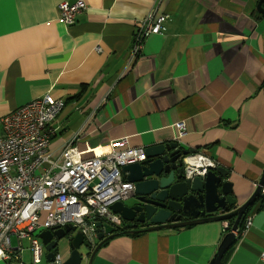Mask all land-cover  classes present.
<instances>
[{
    "label": "crops",
    "instance_id": "0c3cea01",
    "mask_svg": "<svg viewBox=\"0 0 264 264\" xmlns=\"http://www.w3.org/2000/svg\"><path fill=\"white\" fill-rule=\"evenodd\" d=\"M62 1L77 0H0V118L51 92L64 101L50 123L56 155L73 144L91 157L103 152L94 145L123 138L176 142L224 167L239 205L250 198L264 171L259 0H84L73 24L60 17ZM151 11L169 17L132 57ZM179 121L186 134L177 139ZM248 216L224 264H264L260 194ZM227 232L222 220L116 234L92 264H209Z\"/></svg>",
    "mask_w": 264,
    "mask_h": 264
},
{
    "label": "built area",
    "instance_id": "2783aa9c",
    "mask_svg": "<svg viewBox=\"0 0 264 264\" xmlns=\"http://www.w3.org/2000/svg\"><path fill=\"white\" fill-rule=\"evenodd\" d=\"M63 22L73 24L77 15L87 8L84 0L58 5ZM168 14L149 12L139 23L134 34L131 56L142 52L145 41L163 29ZM99 49V48H98ZM64 101L47 92L41 97L19 106L0 118V261L24 264L22 246H11V236L28 239L34 264H52L46 260L45 245L39 238L43 230L76 226L84 241L93 250L97 244V221L115 229L124 219L115 213L113 203L129 198L134 183L127 180L123 167L146 159V147L129 146L127 139L98 143L91 151L101 154L83 157L73 144L59 154L50 149L54 129L50 123L60 113ZM177 139L186 134L185 122L176 124ZM188 177L205 176L218 164L208 155L197 151L183 157ZM255 188L259 183L256 182ZM259 194L264 199V185ZM252 217L244 218V227L234 231L240 235L249 229ZM226 231L232 230L229 220H223ZM264 262V252L261 253ZM55 262L63 256L56 253Z\"/></svg>",
    "mask_w": 264,
    "mask_h": 264
},
{
    "label": "water",
    "instance_id": "95a60500",
    "mask_svg": "<svg viewBox=\"0 0 264 264\" xmlns=\"http://www.w3.org/2000/svg\"><path fill=\"white\" fill-rule=\"evenodd\" d=\"M263 2L264 0H259L257 9L264 14ZM189 152L176 142L146 147L145 160L127 164L122 169L127 180L134 183V192L129 197L132 202L128 204L125 200H120L113 203L111 208L122 216L129 233L235 218L232 230L225 234L209 262L221 264L225 253L237 240L234 231L238 229L264 185V171L255 192L239 205L233 183L227 178L228 173L224 167L209 170L205 176L186 175L183 157ZM184 217L190 219H183ZM139 224L145 227L135 229ZM96 227L100 242L90 253L88 264H92L102 244L117 234L112 225L102 221H97ZM72 231H76V234L68 237L69 255H62V263L55 262V249L60 247V242ZM39 238L45 245L46 260L54 262L52 264H81L85 259V254L80 250L84 235L72 224L43 230L39 233Z\"/></svg>",
    "mask_w": 264,
    "mask_h": 264
},
{
    "label": "rangeland",
    "instance_id": "374dc122",
    "mask_svg": "<svg viewBox=\"0 0 264 264\" xmlns=\"http://www.w3.org/2000/svg\"><path fill=\"white\" fill-rule=\"evenodd\" d=\"M125 202L129 204V203L132 202V199L131 198H127V199H125ZM74 234H76V231H72L71 233H69L64 238V240L60 242V245H59L60 247L58 248V252H60L62 255L66 254L64 248L67 249V250H70V247H69V244H67V241H68V237H70L71 235H74ZM10 238H11V246L12 247H16V246H20V245L23 247L22 248V252H21L22 253V261H23V263L24 264H34L33 260H32V256H31V252H30V249H29V246H30L29 240L28 239H17L16 236H14V235L11 236ZM63 244H64V246H63ZM80 250L85 255H87L88 251L90 250L89 244H88L87 241L83 242V244L80 247ZM69 253L70 252L68 251V255H69ZM11 262L14 263L15 261L11 260ZM0 264H7V262L1 261ZM81 264H86V260L84 259Z\"/></svg>",
    "mask_w": 264,
    "mask_h": 264
},
{
    "label": "trees",
    "instance_id": "16d2710c",
    "mask_svg": "<svg viewBox=\"0 0 264 264\" xmlns=\"http://www.w3.org/2000/svg\"><path fill=\"white\" fill-rule=\"evenodd\" d=\"M234 219H235V218H230V219H228V220L230 221L231 224H233ZM243 227H244V218H243V220L240 222V225H239V229H240V231L243 229ZM116 232H117V234H124V233L126 234V233H129V232H127V229H126V227H125V222H124V224H123L122 226H119V227L116 228ZM141 233H142V232H139V233H131V234L134 235V236H137V235H139V234H141ZM109 239H110V238H109ZM109 239H108V240H109ZM108 240H107V241H108ZM107 241H105L102 245H104L105 243H107ZM99 242H100V240H98L97 244H98ZM97 244H96V245H97ZM95 247H96V246H95ZM232 247H233V246H232ZM232 247H231V248L225 253V255H224L223 259H222V263H221V264H224V263L226 262V260L228 259ZM55 251H56V253H57V252H58V248H56ZM91 252H92V250H89L88 254L90 255Z\"/></svg>",
    "mask_w": 264,
    "mask_h": 264
},
{
    "label": "flooded vegetation",
    "instance_id": "af4514ba",
    "mask_svg": "<svg viewBox=\"0 0 264 264\" xmlns=\"http://www.w3.org/2000/svg\"><path fill=\"white\" fill-rule=\"evenodd\" d=\"M183 219H190V217H184ZM140 227H145V226L144 225H141V224H139V225L136 226V228H140Z\"/></svg>",
    "mask_w": 264,
    "mask_h": 264
}]
</instances>
